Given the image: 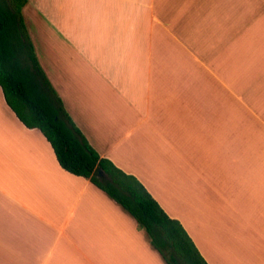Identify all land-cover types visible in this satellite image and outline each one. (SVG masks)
I'll use <instances>...</instances> for the list:
<instances>
[{
	"label": "crops",
	"instance_id": "crops-1",
	"mask_svg": "<svg viewBox=\"0 0 264 264\" xmlns=\"http://www.w3.org/2000/svg\"><path fill=\"white\" fill-rule=\"evenodd\" d=\"M39 65L100 156L207 264H264V0H27ZM0 264H166L0 87Z\"/></svg>",
	"mask_w": 264,
	"mask_h": 264
},
{
	"label": "trees",
	"instance_id": "trees-1",
	"mask_svg": "<svg viewBox=\"0 0 264 264\" xmlns=\"http://www.w3.org/2000/svg\"><path fill=\"white\" fill-rule=\"evenodd\" d=\"M26 3L0 0V87L6 104L26 127L41 131L64 170L89 179L127 211L166 264H207L181 223L135 176L100 156L74 124L37 60L22 15Z\"/></svg>",
	"mask_w": 264,
	"mask_h": 264
},
{
	"label": "water",
	"instance_id": "water-1",
	"mask_svg": "<svg viewBox=\"0 0 264 264\" xmlns=\"http://www.w3.org/2000/svg\"><path fill=\"white\" fill-rule=\"evenodd\" d=\"M102 173H103V172H102L101 169H98V170H97V174H98V175H101Z\"/></svg>",
	"mask_w": 264,
	"mask_h": 264
}]
</instances>
